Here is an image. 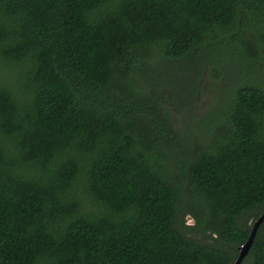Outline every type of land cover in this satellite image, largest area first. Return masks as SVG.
Segmentation results:
<instances>
[{
	"label": "trees",
	"instance_id": "obj_1",
	"mask_svg": "<svg viewBox=\"0 0 264 264\" xmlns=\"http://www.w3.org/2000/svg\"><path fill=\"white\" fill-rule=\"evenodd\" d=\"M263 45L264 0H0V264H234L264 213ZM217 57L247 74L183 133L141 83Z\"/></svg>",
	"mask_w": 264,
	"mask_h": 264
},
{
	"label": "rangeland",
	"instance_id": "obj_2",
	"mask_svg": "<svg viewBox=\"0 0 264 264\" xmlns=\"http://www.w3.org/2000/svg\"><path fill=\"white\" fill-rule=\"evenodd\" d=\"M242 33L250 39L255 36L252 28L245 26ZM230 41H232V37H229L225 43L229 45L231 44ZM233 49L234 47L231 48V53H233ZM259 52L261 57L251 59L250 65L248 63L247 65L250 67V71H252L251 66H253L255 72L260 71V75L256 76V79L264 88V45L259 48ZM239 61L241 59L235 60L236 65L234 68H231L230 66H226L218 57L214 58L205 64L200 75L194 74L196 69L191 71L187 70V67L183 72L179 73L173 70L174 65L168 62L165 65L172 71L167 74V77L163 76L161 79L152 77V84L149 81L146 83L142 82L141 84L144 87V91L151 98L156 100L160 98L161 105L175 119L176 127L180 128L183 133L187 132L190 126L193 134H199L197 126H200L202 132L211 134L219 122H221L219 120L222 116V109L219 110L221 104L226 103L223 108L227 105L229 94L235 87L239 86L237 84L240 83L241 77L247 74L243 64L238 63ZM215 70H219V73L215 72ZM261 73L263 76H261ZM148 78L151 79L150 77ZM145 84H148V86H145ZM147 114L150 115L149 113ZM203 121L204 125L213 126L200 125L199 122ZM189 122L190 124L188 125ZM187 189H190V187ZM186 197H189L188 193H186ZM184 220H186L187 225H194L196 223L189 214H185ZM253 221V217L249 218L248 224L251 225ZM201 236V234H196L193 237L201 240L203 239Z\"/></svg>",
	"mask_w": 264,
	"mask_h": 264
},
{
	"label": "water",
	"instance_id": "obj_3",
	"mask_svg": "<svg viewBox=\"0 0 264 264\" xmlns=\"http://www.w3.org/2000/svg\"><path fill=\"white\" fill-rule=\"evenodd\" d=\"M263 222H264V213L257 219V221H255L251 235L248 241L246 242V244L241 247L239 257L234 264H242L244 258L249 254V251L256 238L257 232Z\"/></svg>",
	"mask_w": 264,
	"mask_h": 264
}]
</instances>
